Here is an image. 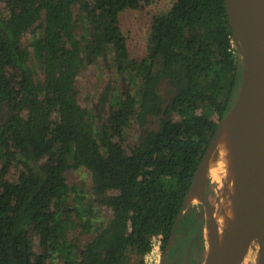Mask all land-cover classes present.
Wrapping results in <instances>:
<instances>
[{
  "label": "trees",
  "instance_id": "16d2710c",
  "mask_svg": "<svg viewBox=\"0 0 264 264\" xmlns=\"http://www.w3.org/2000/svg\"><path fill=\"white\" fill-rule=\"evenodd\" d=\"M144 2L0 0V264H143L154 239L170 251L195 220L204 256L202 204L183 205L241 58L224 0H174L132 57L119 16ZM90 62L111 64L121 85L99 95L104 114L79 97ZM79 168L86 200L67 180Z\"/></svg>",
  "mask_w": 264,
  "mask_h": 264
},
{
  "label": "water",
  "instance_id": "95a60500",
  "mask_svg": "<svg viewBox=\"0 0 264 264\" xmlns=\"http://www.w3.org/2000/svg\"><path fill=\"white\" fill-rule=\"evenodd\" d=\"M224 5L233 34L234 48L241 58L242 71L237 95L219 122L216 134L202 162L212 148L220 123L229 111L233 112L235 109L240 118L242 136L248 151L250 183L256 209L254 212L256 232L247 242L239 258L227 259L223 264H240L254 241L258 245L256 264H264V0H224ZM200 166L186 194L183 209L192 203H201L204 225L206 219L213 216L212 209L214 207L209 200V194L206 192L212 177L210 176L206 180V187L203 192L204 199L198 201L188 199ZM206 254L207 244L203 259ZM210 264H216V260L212 259Z\"/></svg>",
  "mask_w": 264,
  "mask_h": 264
},
{
  "label": "bare ground",
  "instance_id": "6f19581e",
  "mask_svg": "<svg viewBox=\"0 0 264 264\" xmlns=\"http://www.w3.org/2000/svg\"><path fill=\"white\" fill-rule=\"evenodd\" d=\"M241 129L237 111H229L188 195L189 200L204 199L203 189L209 176L223 183L222 201L203 227L209 249L201 264H210L212 259L223 264L227 259L239 258L256 232L248 151Z\"/></svg>",
  "mask_w": 264,
  "mask_h": 264
},
{
  "label": "rangeland",
  "instance_id": "374dc122",
  "mask_svg": "<svg viewBox=\"0 0 264 264\" xmlns=\"http://www.w3.org/2000/svg\"><path fill=\"white\" fill-rule=\"evenodd\" d=\"M174 0H148V3H141L138 9H127L121 12L119 16L120 27L123 33L126 36L128 50L130 55L134 58H141L146 54V46L147 40L149 36L150 25L152 22V18L156 14L166 12L170 6L172 5ZM31 33L27 32L24 35V41L27 42L31 38ZM36 60H33V68L36 70V73H40V67L37 64ZM77 86L79 89V97L84 104H88L90 108L93 110V114L97 115L105 113V107H102L100 102L98 101L99 95L109 89L118 91L121 87L118 77L115 74V69L111 64H102V63H85L80 71V74L77 79ZM239 88V87H238ZM238 92V90H237ZM111 95V94H110ZM237 95V93H236ZM111 98V96H110ZM109 104L110 101H107ZM95 127L99 126L97 122H94ZM135 136V135H134ZM67 180L70 185H74L76 187V192L79 195H83L85 200L90 197V173L84 169L79 168L76 170H68ZM210 177V176H209ZM212 177V176H211ZM213 178V177H212ZM209 181V186L207 188V193L209 194V200L211 201L214 209L218 207L221 203L222 199L220 197L222 192V182L217 183V181L213 178ZM208 179V178H207ZM215 180V181H214ZM206 186V183H205ZM205 187L203 189V192ZM74 192L71 194L69 201L72 204ZM212 209V211L214 210ZM104 211V210H103ZM108 214L104 211L103 216L94 220L96 223L100 220L107 219ZM77 220V218H76ZM199 221V220H198ZM198 221L192 223V225L197 227ZM204 227V225H203ZM79 227H75L72 229V233L79 234ZM204 234V231H203ZM90 234H85L80 236L82 241H85L89 238ZM205 238V237H204ZM207 244V243H206ZM207 245V252H208ZM258 256V245L257 242L254 241L251 244V247L247 251L245 257L241 261L240 264H256ZM203 260V256L201 262ZM186 264H190L189 257L185 256ZM200 262V263H201ZM57 264H61V262H56Z\"/></svg>",
  "mask_w": 264,
  "mask_h": 264
},
{
  "label": "flooded vegetation",
  "instance_id": "af4514ba",
  "mask_svg": "<svg viewBox=\"0 0 264 264\" xmlns=\"http://www.w3.org/2000/svg\"><path fill=\"white\" fill-rule=\"evenodd\" d=\"M201 224L198 222L197 227L193 225L192 236L188 240L181 242L179 246L167 251L160 248V263L159 264H186L185 256L187 255L190 264H200L202 259L201 247L199 245V230Z\"/></svg>",
  "mask_w": 264,
  "mask_h": 264
},
{
  "label": "built area",
  "instance_id": "2783aa9c",
  "mask_svg": "<svg viewBox=\"0 0 264 264\" xmlns=\"http://www.w3.org/2000/svg\"><path fill=\"white\" fill-rule=\"evenodd\" d=\"M232 46L234 43L232 40ZM160 263V248H159V239L156 238L153 240L151 250L144 256L143 264H159Z\"/></svg>",
  "mask_w": 264,
  "mask_h": 264
},
{
  "label": "crops",
  "instance_id": "0c3cea01",
  "mask_svg": "<svg viewBox=\"0 0 264 264\" xmlns=\"http://www.w3.org/2000/svg\"><path fill=\"white\" fill-rule=\"evenodd\" d=\"M198 200H200V199H198ZM198 200H190V201H198Z\"/></svg>",
  "mask_w": 264,
  "mask_h": 264
}]
</instances>
